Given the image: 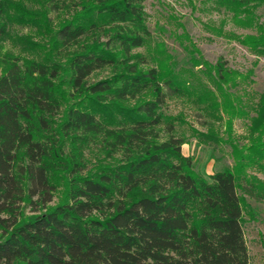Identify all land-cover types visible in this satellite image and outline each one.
<instances>
[{"label": "trees", "instance_id": "1", "mask_svg": "<svg viewBox=\"0 0 264 264\" xmlns=\"http://www.w3.org/2000/svg\"><path fill=\"white\" fill-rule=\"evenodd\" d=\"M216 2L236 26L255 29L228 36L264 55V21L254 12L264 0ZM32 4L42 6L0 0V41L8 24L42 38H24L34 58L0 53V264H248L237 187L244 179L264 195L246 175L264 172V92L248 116L228 88L251 70L212 64L190 43L188 60L210 87H188L168 55L150 66L133 53L149 35L142 0H77L55 30ZM189 94L226 117L230 134L235 118L248 117L232 166L208 177L194 171L176 119L163 112L166 99ZM94 145L91 164L85 150Z\"/></svg>", "mask_w": 264, "mask_h": 264}, {"label": "rangeland", "instance_id": "2", "mask_svg": "<svg viewBox=\"0 0 264 264\" xmlns=\"http://www.w3.org/2000/svg\"><path fill=\"white\" fill-rule=\"evenodd\" d=\"M15 1V0H14ZM37 1V0H36ZM42 4H32L34 9H42L48 18L50 27L55 30L62 19L73 14V4L77 0H52L61 6L60 10L47 11L43 5L49 0H39ZM146 27L149 35L141 47L133 49L147 59L150 66L169 56L174 70L189 82L191 88L197 83L210 87L207 78L199 71L201 66H192L188 60L187 50L193 44L203 60L214 64L219 59L230 69L241 73L251 70L248 80L237 82L228 91L237 97L246 114L251 116L258 95L264 92V55L246 49L228 34L244 35L255 33L254 28H241L233 23L232 13L216 0H142ZM257 22L264 21V5L259 4L254 10ZM9 36L0 41V53L11 54L19 58H34L24 38L33 42H42L36 34L35 27L29 25L8 24ZM186 45V46H185ZM0 67V72L2 71ZM109 75V69L97 70L90 76L91 81ZM163 112L173 121V132L183 141L181 151L193 161L194 171L208 177L224 166L231 167L233 159L231 150L234 144H244L248 129V117L235 118L231 134L225 128V119L219 120L199 102L196 95H178L165 100ZM98 154L93 147L85 150L87 160L91 163ZM93 164V163H91ZM246 175H255L264 184V172L256 168L247 169ZM237 194L241 195L246 205L243 206L242 228L249 257L248 264H264V195L257 188L248 186L242 179L238 182Z\"/></svg>", "mask_w": 264, "mask_h": 264}]
</instances>
